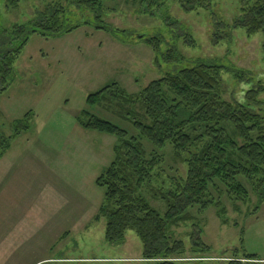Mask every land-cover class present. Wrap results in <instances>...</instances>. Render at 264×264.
I'll list each match as a JSON object with an SVG mask.
<instances>
[{"label": "rangeland", "instance_id": "rangeland-1", "mask_svg": "<svg viewBox=\"0 0 264 264\" xmlns=\"http://www.w3.org/2000/svg\"><path fill=\"white\" fill-rule=\"evenodd\" d=\"M56 1L24 0L10 8L0 0V38L13 36L15 25L38 20ZM133 1L104 0L97 10L101 21L86 10L84 24L80 11L70 7L68 24L79 27L58 36L30 34L10 75L5 80L0 75V152L9 141L0 156V264H150L134 230L122 243L106 240V219L98 217L105 189L96 180L113 161L117 138L86 130L77 119L85 110L130 134L136 130L123 108L88 105V95L114 82L138 93L168 72L216 63L224 67V97L248 99L264 116V37L248 36L236 25L241 0H211L195 8L180 0H155L150 6ZM100 22L113 30L97 28ZM139 34L162 36V52L173 47L180 58L157 56ZM5 40L9 48L17 47V41L11 46ZM251 90L260 92L249 97ZM169 162L185 173L183 164ZM164 169L174 174L170 166ZM249 194L251 200L239 202V210L224 199L227 222L215 207L202 213L197 231L210 245V257L177 263L226 264L232 250L243 246L259 258L256 264H264V201L258 204ZM151 201L163 209L161 201ZM192 229L189 222L175 234L189 244Z\"/></svg>", "mask_w": 264, "mask_h": 264}, {"label": "trees", "instance_id": "trees-1", "mask_svg": "<svg viewBox=\"0 0 264 264\" xmlns=\"http://www.w3.org/2000/svg\"><path fill=\"white\" fill-rule=\"evenodd\" d=\"M22 1L7 0V3L10 8H18ZM103 1L49 2L38 20L15 25L13 36H1L9 39L11 46L17 41V47L9 48L7 40L0 46V75L4 80L10 75L30 34L69 33L87 23V11L95 12L96 20L101 21L97 10ZM146 1L150 6L155 0L141 3ZM180 2L195 8L207 7L211 0ZM70 7L80 11V24H68ZM240 10L241 18L236 25L243 26L248 36L262 33L264 37V0H241ZM100 23L97 28L113 30ZM144 35L142 40L157 56L163 55L167 61L180 58L173 47L162 52V36ZM223 68L216 63L201 62L168 72L138 93H128L114 82L88 95V105L123 108V116L133 124L135 134L89 111L84 110L77 119L86 130L117 138L115 157L96 180L105 189L98 217L106 219V240L122 243L127 231L134 230L143 244L142 258L150 264H178L179 259L210 257L211 247L200 232V215L215 207L227 222L224 199L239 210V202L251 200L250 191L257 196L258 204L264 201V116L251 109L248 99L230 101L224 97ZM259 92L251 90L249 97ZM8 147L9 141L0 156ZM170 158L176 165L183 164L185 173L177 166L171 167ZM165 166L174 169V174H168ZM151 200L164 204L162 212ZM189 222L194 229L187 233L188 244L175 230ZM241 248L232 250L226 264H244L243 260L248 264L260 262L256 255ZM240 252L243 256H239Z\"/></svg>", "mask_w": 264, "mask_h": 264}, {"label": "water", "instance_id": "water-1", "mask_svg": "<svg viewBox=\"0 0 264 264\" xmlns=\"http://www.w3.org/2000/svg\"><path fill=\"white\" fill-rule=\"evenodd\" d=\"M144 36H145L144 34H139V35H137V38L142 39Z\"/></svg>", "mask_w": 264, "mask_h": 264}]
</instances>
